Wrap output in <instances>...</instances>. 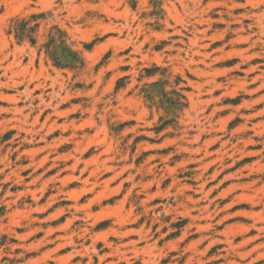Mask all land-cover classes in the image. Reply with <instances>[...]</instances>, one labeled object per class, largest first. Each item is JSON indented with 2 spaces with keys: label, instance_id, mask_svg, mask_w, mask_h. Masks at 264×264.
<instances>
[{
  "label": "rangeland",
  "instance_id": "obj_1",
  "mask_svg": "<svg viewBox=\"0 0 264 264\" xmlns=\"http://www.w3.org/2000/svg\"><path fill=\"white\" fill-rule=\"evenodd\" d=\"M0 264H264V0H0Z\"/></svg>",
  "mask_w": 264,
  "mask_h": 264
}]
</instances>
